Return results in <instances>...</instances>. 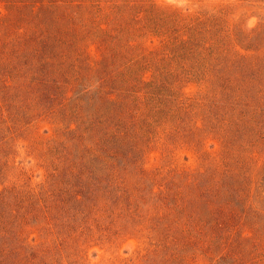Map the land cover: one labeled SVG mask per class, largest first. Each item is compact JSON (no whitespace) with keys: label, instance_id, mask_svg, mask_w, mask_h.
<instances>
[{"label":"rangeland","instance_id":"rangeland-1","mask_svg":"<svg viewBox=\"0 0 264 264\" xmlns=\"http://www.w3.org/2000/svg\"><path fill=\"white\" fill-rule=\"evenodd\" d=\"M0 264H264V0H0Z\"/></svg>","mask_w":264,"mask_h":264},{"label":"trees","instance_id":"trees-1","mask_svg":"<svg viewBox=\"0 0 264 264\" xmlns=\"http://www.w3.org/2000/svg\"><path fill=\"white\" fill-rule=\"evenodd\" d=\"M178 43L176 44H173L172 46H170V47H168V48H170L169 50L170 51H165L164 53L165 54H167V55H170V54H172V56H173V53L175 52V49H176V51H178ZM167 49V48H166ZM168 52V53H167ZM171 56V55H170Z\"/></svg>","mask_w":264,"mask_h":264}]
</instances>
